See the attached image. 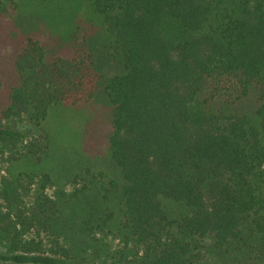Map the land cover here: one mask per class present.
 <instances>
[{"label": "trees", "instance_id": "trees-1", "mask_svg": "<svg viewBox=\"0 0 264 264\" xmlns=\"http://www.w3.org/2000/svg\"><path fill=\"white\" fill-rule=\"evenodd\" d=\"M13 17L0 264H264V0H0ZM100 94L104 148L61 168Z\"/></svg>", "mask_w": 264, "mask_h": 264}, {"label": "rangeland", "instance_id": "rangeland-1", "mask_svg": "<svg viewBox=\"0 0 264 264\" xmlns=\"http://www.w3.org/2000/svg\"><path fill=\"white\" fill-rule=\"evenodd\" d=\"M22 16L26 19L23 26L29 27L30 24H32L31 20L25 15ZM16 22V17L0 19V76L3 78H7L10 74V70L12 69L13 44L20 37L24 36V32H21L24 27L18 28L15 25ZM103 72L106 76H109L115 72V68L112 66H106ZM64 120L67 125L64 130L65 133L69 132L70 134L78 136V141H76V137L73 138L75 143L77 142V145L72 148V143L63 140V146L58 149L60 154H57V162L61 168H64V166L66 167V165L69 164L68 160H64L67 148L73 152V157H75V160L73 159V161L82 162L83 156L81 158L79 155V146H83L82 150L86 153L87 151L90 152V150L93 149L100 150L102 147L104 148L106 136L112 129L110 106L108 105L105 97L101 94L90 104L66 113ZM55 128L56 125H53V131L51 133L55 132ZM33 135L36 136V138H39L37 132L33 131ZM76 152H78V154ZM62 155L63 157H61ZM99 162L102 164L103 159ZM4 168V164H0V173H3ZM113 245L115 247L117 243L115 242ZM208 261H210L209 264H215L216 262V260L212 257H209Z\"/></svg>", "mask_w": 264, "mask_h": 264}]
</instances>
